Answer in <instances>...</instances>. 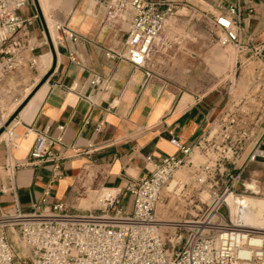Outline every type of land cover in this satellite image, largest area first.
<instances>
[{
	"label": "built area",
	"instance_id": "1",
	"mask_svg": "<svg viewBox=\"0 0 264 264\" xmlns=\"http://www.w3.org/2000/svg\"><path fill=\"white\" fill-rule=\"evenodd\" d=\"M181 3L108 0L105 21L123 23L126 37L106 56L143 67ZM24 7L25 0H0V105L5 100L15 105L5 120L0 111V130L8 139L13 137L16 117L5 126L7 119L28 95L12 94L11 76L36 65L29 44L32 18L21 16ZM243 12L240 0H219L214 13L200 15L220 46L251 51L252 57L264 60V43L253 47L252 39L248 44L240 40V28L251 10L246 16ZM52 29L57 41H80L66 24H54ZM101 84L98 75L89 80L91 87ZM82 98L93 103L90 95ZM230 108L194 145L171 138L176 154L163 157L146 176L126 181L121 189L101 187L93 209L97 212L72 213L63 203L48 204L51 185L61 176L53 152L60 138L36 133L27 164H51L52 179L29 212L20 209L14 195L13 207L0 209V264H264V228L243 224L246 193L236 191L247 166L264 159V131L253 138L248 122ZM182 170L189 179L174 180ZM124 197L130 201L129 210L120 205ZM228 198H233L232 206Z\"/></svg>",
	"mask_w": 264,
	"mask_h": 264
},
{
	"label": "crops",
	"instance_id": "2",
	"mask_svg": "<svg viewBox=\"0 0 264 264\" xmlns=\"http://www.w3.org/2000/svg\"><path fill=\"white\" fill-rule=\"evenodd\" d=\"M107 1L25 0L20 14L32 18L29 44L36 65L24 84L31 91L11 125L13 137L0 135V209H11L14 195L20 209L29 212L52 179L51 164H27L36 133L60 138L53 152L61 176L51 185L48 204L63 203L69 212L87 213L96 205L101 187L121 189L126 181L146 176L163 157L176 154L171 138L194 145L220 113L233 106L223 91L201 96L173 91L150 74L149 59L139 68L108 58L109 51L121 47L126 32L123 23L105 21ZM240 4L244 16L251 10L240 28V40L248 44L252 39L253 47L261 46L264 0H240ZM54 24H66L80 41H57ZM259 61L263 79L264 60ZM93 75L102 79L99 88L89 85ZM87 95L92 104L82 98ZM254 113L257 116V110ZM248 124L253 138L262 135L264 111ZM263 166L264 159L249 164L236 191L257 195L264 190ZM243 201L241 221L260 225L264 198L244 196ZM123 203L129 210V199L120 198Z\"/></svg>",
	"mask_w": 264,
	"mask_h": 264
},
{
	"label": "rangeland",
	"instance_id": "3",
	"mask_svg": "<svg viewBox=\"0 0 264 264\" xmlns=\"http://www.w3.org/2000/svg\"><path fill=\"white\" fill-rule=\"evenodd\" d=\"M218 3L219 0H182L150 55L148 67L152 76L180 94L201 96L210 91L226 92L233 105L228 108L237 110V118L247 123L264 111V78L258 70L261 63L252 55L236 51L231 45L218 44L215 32L200 15V11H204L210 16ZM28 75L29 70L25 69L11 76L12 94L29 95L31 89L24 86ZM254 93L263 95L254 98ZM13 108L15 105H9L7 100L0 105V111L4 110L2 114ZM255 110L257 116H254ZM178 174L184 176L182 180L189 179L184 170ZM246 196L264 198V190L257 195L247 193ZM95 208L94 204L91 211Z\"/></svg>",
	"mask_w": 264,
	"mask_h": 264
},
{
	"label": "bare ground",
	"instance_id": "4",
	"mask_svg": "<svg viewBox=\"0 0 264 264\" xmlns=\"http://www.w3.org/2000/svg\"><path fill=\"white\" fill-rule=\"evenodd\" d=\"M40 1H41V0H40ZM41 4H42V3H41ZM42 5H43V4H42ZM42 7H43V6H42ZM27 94H28V93H27ZM27 94H26V95H27ZM26 95H24V96H26ZM13 109H14V108H13ZM13 109L10 110V111L7 112V113H3V114H2L4 120L7 118L8 115L11 114V112H13ZM1 111L4 112V110H1ZM178 172H179V171H178ZM178 172L176 173L174 180H182V179L184 178V176H183L182 174H178ZM97 197H98V194H97V196L95 197V203H96V205H97ZM227 202H228V199H227ZM232 205H233V200H231V204H230V206H232ZM243 224H244L246 227L255 228V229H261V228H264V216H263V218H262V220H261L260 225H258V224L246 223V222H243Z\"/></svg>",
	"mask_w": 264,
	"mask_h": 264
},
{
	"label": "water",
	"instance_id": "5",
	"mask_svg": "<svg viewBox=\"0 0 264 264\" xmlns=\"http://www.w3.org/2000/svg\"><path fill=\"white\" fill-rule=\"evenodd\" d=\"M26 103V100L23 102V104L13 113V115H11V117L7 120L5 126H7L12 120L14 117L17 116V114L19 113V111L22 109V107L25 105Z\"/></svg>",
	"mask_w": 264,
	"mask_h": 264
}]
</instances>
